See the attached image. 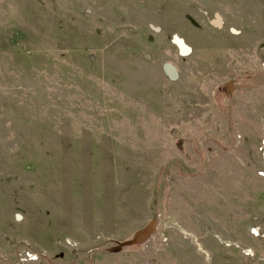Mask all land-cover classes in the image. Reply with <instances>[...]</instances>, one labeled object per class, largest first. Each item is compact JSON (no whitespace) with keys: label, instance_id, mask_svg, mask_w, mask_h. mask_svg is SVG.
Here are the masks:
<instances>
[{"label":"rangeland","instance_id":"1","mask_svg":"<svg viewBox=\"0 0 264 264\" xmlns=\"http://www.w3.org/2000/svg\"><path fill=\"white\" fill-rule=\"evenodd\" d=\"M0 264H264V0H0Z\"/></svg>","mask_w":264,"mask_h":264},{"label":"water","instance_id":"2","mask_svg":"<svg viewBox=\"0 0 264 264\" xmlns=\"http://www.w3.org/2000/svg\"><path fill=\"white\" fill-rule=\"evenodd\" d=\"M175 39L179 43V46L181 45L182 52L186 53L190 51V48L187 45H185L182 39H178V38ZM157 223H158L157 218H153L144 227L135 231L129 238L125 239L124 241L118 242L117 247L114 248L113 250L118 251L126 246L140 245L147 242L155 233Z\"/></svg>","mask_w":264,"mask_h":264},{"label":"built area","instance_id":"3","mask_svg":"<svg viewBox=\"0 0 264 264\" xmlns=\"http://www.w3.org/2000/svg\"><path fill=\"white\" fill-rule=\"evenodd\" d=\"M21 259L22 260H38L39 259V255L37 253H33L30 251L27 252H23L21 255Z\"/></svg>","mask_w":264,"mask_h":264}]
</instances>
